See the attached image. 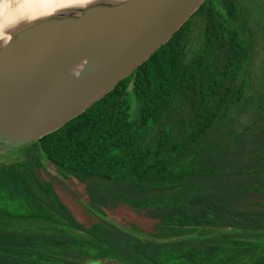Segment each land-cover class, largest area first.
Here are the masks:
<instances>
[{
  "label": "trees",
  "instance_id": "trees-1",
  "mask_svg": "<svg viewBox=\"0 0 264 264\" xmlns=\"http://www.w3.org/2000/svg\"><path fill=\"white\" fill-rule=\"evenodd\" d=\"M242 16L234 0L205 1L102 99L57 131L10 152L22 159L0 163V264H101L113 257L134 264L131 253L120 250L129 243L118 237L134 239L128 232L138 230L104 215L119 204L157 221L152 237L236 225L216 220L230 214L222 190L243 181L254 186L242 192L264 185L262 99L251 110L258 119L228 129L256 99L245 95L248 64L255 35L264 42V22L251 30ZM198 18L202 32L191 45ZM255 133L262 136L253 143ZM45 163L54 170L51 179L42 177ZM57 178L84 185L85 206L114 231L80 224L54 188V182L62 184ZM195 252L209 254L205 248ZM251 264H264V255Z\"/></svg>",
  "mask_w": 264,
  "mask_h": 264
},
{
  "label": "water",
  "instance_id": "water-1",
  "mask_svg": "<svg viewBox=\"0 0 264 264\" xmlns=\"http://www.w3.org/2000/svg\"><path fill=\"white\" fill-rule=\"evenodd\" d=\"M206 0H88L0 36V154L57 131L111 92ZM133 79L128 91L132 89Z\"/></svg>",
  "mask_w": 264,
  "mask_h": 264
},
{
  "label": "rangeland",
  "instance_id": "rangeland-1",
  "mask_svg": "<svg viewBox=\"0 0 264 264\" xmlns=\"http://www.w3.org/2000/svg\"><path fill=\"white\" fill-rule=\"evenodd\" d=\"M234 1L243 7L242 19L246 28L256 30L258 27L255 22H264V0ZM202 25L201 19L198 18L194 26L191 45L199 42ZM255 40L256 50L248 64L251 71V80L247 83L245 95L249 97L256 94V99L250 102L247 111L241 118L229 126L228 129L233 131L242 129L248 118L249 120L252 117L259 118V114L251 115L253 105L257 103L262 105L263 101L264 107V42L260 40L258 35H255ZM260 120L258 122H261ZM259 133H255L258 136L254 135L252 137L253 143L261 138L262 135ZM21 159V157L10 152L0 154V163L5 165L14 164ZM45 167L47 170L42 171V177L51 179L54 170L47 163H45ZM56 180L61 181L62 184L54 182V188L60 195L62 202L69 207L80 224L89 227L93 223H99L105 227V230L114 231L111 229V223L103 222L98 215L85 206L88 199L84 193V185L77 184L75 180V183L73 180L62 181L58 178ZM237 182L241 183L242 180L239 178ZM251 185L254 186V183L243 181L242 186L228 185L227 189L222 190H225L224 192L229 201L225 205L224 211L227 210L230 214H220L216 220L222 223L236 224L230 228H223L217 224L208 227L211 228L209 232L203 231V227H196L184 234L175 231L165 235V231L153 236L155 237L153 238L151 234L155 233L158 222L145 217L142 211L136 212L119 204L115 208H105L104 215L109 222H113L120 227L132 224L138 230V232H128L134 239H129L124 235L118 237V241L125 240L129 243L125 247L121 246L120 250L129 251L134 264H208V262L213 264L217 261L221 264H251L264 255V185L260 189L256 187L257 191H252L255 190L252 187V190L242 192V188L251 187ZM163 229L167 230V228ZM85 236L88 237L89 235ZM161 236L164 237L161 238ZM108 239L110 240V238ZM203 248L206 249L204 253H212L217 258L211 259L208 258L209 254H207V257L195 252L202 251ZM140 250L142 252L139 253ZM111 253L116 254L115 252ZM110 259L113 263L102 260L101 264H120L114 257Z\"/></svg>",
  "mask_w": 264,
  "mask_h": 264
},
{
  "label": "bare ground",
  "instance_id": "bare-ground-1",
  "mask_svg": "<svg viewBox=\"0 0 264 264\" xmlns=\"http://www.w3.org/2000/svg\"><path fill=\"white\" fill-rule=\"evenodd\" d=\"M88 0H0V36L17 25Z\"/></svg>",
  "mask_w": 264,
  "mask_h": 264
},
{
  "label": "flooded vegetation",
  "instance_id": "flooded-vegetation-1",
  "mask_svg": "<svg viewBox=\"0 0 264 264\" xmlns=\"http://www.w3.org/2000/svg\"><path fill=\"white\" fill-rule=\"evenodd\" d=\"M207 1V0H206Z\"/></svg>",
  "mask_w": 264,
  "mask_h": 264
}]
</instances>
